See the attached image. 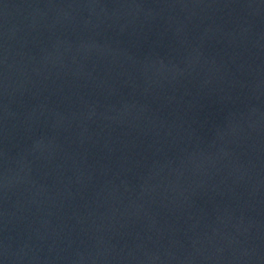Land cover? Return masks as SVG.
I'll use <instances>...</instances> for the list:
<instances>
[{"label":"water","instance_id":"water-1","mask_svg":"<svg viewBox=\"0 0 264 264\" xmlns=\"http://www.w3.org/2000/svg\"><path fill=\"white\" fill-rule=\"evenodd\" d=\"M0 264H264V0H0Z\"/></svg>","mask_w":264,"mask_h":264}]
</instances>
